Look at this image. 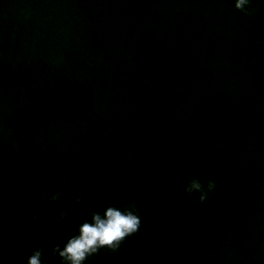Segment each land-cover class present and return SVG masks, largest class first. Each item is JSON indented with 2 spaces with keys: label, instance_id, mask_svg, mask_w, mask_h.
I'll use <instances>...</instances> for the list:
<instances>
[{
  "label": "water",
  "instance_id": "1",
  "mask_svg": "<svg viewBox=\"0 0 264 264\" xmlns=\"http://www.w3.org/2000/svg\"><path fill=\"white\" fill-rule=\"evenodd\" d=\"M234 3L0 0L4 264H61L130 203L139 230L85 264H264V0Z\"/></svg>",
  "mask_w": 264,
  "mask_h": 264
},
{
  "label": "clouds",
  "instance_id": "2",
  "mask_svg": "<svg viewBox=\"0 0 264 264\" xmlns=\"http://www.w3.org/2000/svg\"><path fill=\"white\" fill-rule=\"evenodd\" d=\"M250 0H235L234 6L240 11H245ZM215 188L214 181H208L206 189L198 179H191L185 187L186 193L199 192V201L202 203L207 198L208 192ZM57 197H51L55 200ZM65 213L60 214L63 220ZM141 219L139 210L135 203H130L126 207L110 205L103 211H94L90 219L84 220L79 224L76 234L67 238L61 247L57 244L53 248V253L58 254L61 264H85V261L95 255L100 249L107 248L116 252L121 242L128 236L139 230ZM42 253L39 249L33 251L28 257L27 264H43ZM0 264H4L0 258Z\"/></svg>",
  "mask_w": 264,
  "mask_h": 264
}]
</instances>
